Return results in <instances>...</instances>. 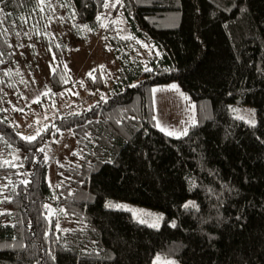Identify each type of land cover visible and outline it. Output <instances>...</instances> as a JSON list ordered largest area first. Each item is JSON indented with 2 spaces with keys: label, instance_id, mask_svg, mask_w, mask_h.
<instances>
[{
  "label": "trees",
  "instance_id": "16d2710c",
  "mask_svg": "<svg viewBox=\"0 0 264 264\" xmlns=\"http://www.w3.org/2000/svg\"><path fill=\"white\" fill-rule=\"evenodd\" d=\"M0 7V264H264V0ZM73 30L112 55L95 80L64 67ZM173 82L198 120L178 138L153 119L151 90Z\"/></svg>",
  "mask_w": 264,
  "mask_h": 264
},
{
  "label": "rangeland",
  "instance_id": "374dc122",
  "mask_svg": "<svg viewBox=\"0 0 264 264\" xmlns=\"http://www.w3.org/2000/svg\"><path fill=\"white\" fill-rule=\"evenodd\" d=\"M69 35L82 36L81 34H77L74 30L72 33H68V36ZM70 38L71 39L67 42L69 43V46L73 48L71 53L65 59V65H67L72 70L71 72L73 73L72 75L75 79L84 77L92 69L101 64H112V55H104L103 47L99 45L97 39L89 42L86 38H82L81 40L76 39V37ZM42 57H45V54H43ZM171 85H176L177 89H171ZM159 90L161 91L155 93L156 119L159 120L164 126L168 127L169 129H176L179 132L185 127L189 129V127L193 124V119L195 120V123L198 122L195 103L189 99V96L183 91L177 82L163 86ZM31 95V97H27V101H30L36 96L35 94ZM84 100V96H81L78 99V104H83ZM34 112L39 113L38 110ZM36 117L40 118V113ZM253 119L254 113L252 112L250 114V120ZM28 121L31 122L32 120ZM21 127L27 134L34 133L33 127H29L27 122L23 123ZM52 174L55 175V172L54 165L51 163L49 170V180L51 181V184L54 185V178L52 177ZM105 203L107 205L111 203L113 205L123 206L120 207V209L130 211L137 221L149 226L158 224V227H160L163 224L165 214L160 209L119 198H106ZM171 223H173V221H171ZM157 258H159V260ZM165 261H172L174 264L180 263L179 257L158 251L153 256L152 264H164Z\"/></svg>",
  "mask_w": 264,
  "mask_h": 264
},
{
  "label": "snow or ice",
  "instance_id": "6c2138e0",
  "mask_svg": "<svg viewBox=\"0 0 264 264\" xmlns=\"http://www.w3.org/2000/svg\"><path fill=\"white\" fill-rule=\"evenodd\" d=\"M117 3H119V0H117ZM4 4H5V0H0V5H4ZM112 6L115 7V5H112ZM105 7H108V5H105ZM3 12H4V8L3 7H0V13H3ZM0 23H2V21H0ZM85 27H87V26H85ZM4 32L6 33L7 32V29H5ZM17 34H19V33H17ZM0 63H3V60H0ZM64 67L67 68V65H65ZM50 68H51V65H50ZM100 68H101V70H103L104 66L101 65ZM145 70L148 71L149 69L146 68ZM51 71L53 72V74H55L56 69L55 68H51ZM96 71H97L96 69H92L88 73V76L90 78H92L93 80L96 79V77L94 75V73ZM5 75H8V73H5ZM64 82L67 83V80H64ZM0 83H2V82H0ZM80 83H81V86H83V82L81 81ZM130 87H137V85H130ZM170 88L171 89H177V86L176 85H171ZM151 91H152V93H155V92L161 91V90L152 89ZM101 99H105V97L101 96ZM19 110L22 111V109H19ZM89 110H91V108ZM233 111H235V109H233ZM153 119L156 120V127H158L161 132H164L168 136H174V137H177L178 138L180 135H187L188 134V128L187 127H185L182 131H179L178 132L176 129H169L168 127L164 126L159 120L156 119V117H153ZM241 119H243V118L241 117ZM248 122L252 126H255V123L256 122H255L254 119L251 120V121H248ZM192 123L195 124V120L194 119L192 120ZM29 127H31V125H29ZM57 131H59V129H57ZM39 134H40L39 131H37V135H39ZM36 138H37L36 135L22 137V139H25V140H27L29 142L35 140ZM39 151L40 152H44L45 150L43 148H40ZM73 154L76 155V153H73ZM25 183H27V181H25ZM49 184H51V181L50 180H49ZM56 186L59 187V185H56ZM107 206L108 207H117V208L123 207L121 205H113L111 203H109ZM188 206L189 205H187V204L185 205V207H188ZM192 206L194 207L195 205H192ZM152 226L153 227H158L159 225L158 224H154ZM172 226L174 227L175 225L173 224ZM53 259H55V257H53ZM157 259L159 260V258H157ZM164 264H174V262H172V261H165Z\"/></svg>",
  "mask_w": 264,
  "mask_h": 264
}]
</instances>
